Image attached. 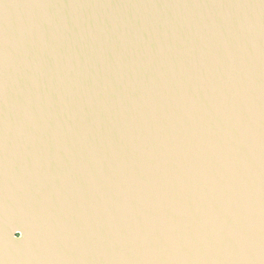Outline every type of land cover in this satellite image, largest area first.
Wrapping results in <instances>:
<instances>
[{
	"label": "water",
	"instance_id": "water-1",
	"mask_svg": "<svg viewBox=\"0 0 264 264\" xmlns=\"http://www.w3.org/2000/svg\"><path fill=\"white\" fill-rule=\"evenodd\" d=\"M0 264H264V0H0Z\"/></svg>",
	"mask_w": 264,
	"mask_h": 264
}]
</instances>
